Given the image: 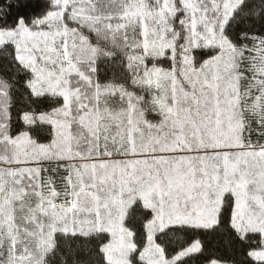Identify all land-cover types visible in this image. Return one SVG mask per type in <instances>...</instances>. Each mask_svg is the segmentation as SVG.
<instances>
[{
	"label": "snow or ice",
	"instance_id": "snow-or-ice-1",
	"mask_svg": "<svg viewBox=\"0 0 264 264\" xmlns=\"http://www.w3.org/2000/svg\"><path fill=\"white\" fill-rule=\"evenodd\" d=\"M0 264H264V0H0Z\"/></svg>",
	"mask_w": 264,
	"mask_h": 264
},
{
	"label": "trees",
	"instance_id": "trees-1",
	"mask_svg": "<svg viewBox=\"0 0 264 264\" xmlns=\"http://www.w3.org/2000/svg\"><path fill=\"white\" fill-rule=\"evenodd\" d=\"M221 251H223V249H221Z\"/></svg>",
	"mask_w": 264,
	"mask_h": 264
}]
</instances>
